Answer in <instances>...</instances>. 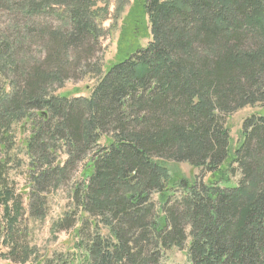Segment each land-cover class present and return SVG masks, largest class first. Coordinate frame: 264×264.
Wrapping results in <instances>:
<instances>
[{
	"label": "trees",
	"instance_id": "16d2710c",
	"mask_svg": "<svg viewBox=\"0 0 264 264\" xmlns=\"http://www.w3.org/2000/svg\"><path fill=\"white\" fill-rule=\"evenodd\" d=\"M114 1L0 0V258L164 264L178 248L191 264H264V114L235 150L226 121L264 110V0ZM118 29L116 61L92 64ZM87 74L88 98L59 94ZM16 150L31 217L70 189L53 226L64 252L40 257L18 197L9 208Z\"/></svg>",
	"mask_w": 264,
	"mask_h": 264
},
{
	"label": "rangeland",
	"instance_id": "374dc122",
	"mask_svg": "<svg viewBox=\"0 0 264 264\" xmlns=\"http://www.w3.org/2000/svg\"><path fill=\"white\" fill-rule=\"evenodd\" d=\"M133 0H131L132 2ZM110 12L111 14L115 11V1L111 0L110 4ZM58 25L57 22L54 23ZM121 25V24H120ZM119 25V28H120ZM112 21H107L103 28L108 30L111 28ZM119 35V29L112 34V36L101 39V48L97 50L96 58L92 61V64H103V69H107L112 63L116 61L117 54V40ZM148 41H142L141 44L146 46ZM40 49L35 48V55ZM33 54H31L32 56ZM98 74H87L83 76V78L76 81H68L65 83V88L59 91V94H66L69 96H75L77 98H88L91 94V91L96 86ZM2 80L5 82L4 76H2ZM264 114V110L259 107L250 108L247 107L242 110H238L236 113L232 114L227 118V127L229 128L230 137H231V145L233 150H235L242 140V126L246 119L250 118L253 115H262ZM13 158L10 159L11 163H14L11 167V171L8 177L9 187L14 194L12 202H10L9 208L13 211V204L15 202V198L18 197V204L21 207V215L19 217V224L21 223L23 227H26L29 231L30 237L27 239L28 244L31 246L30 248H37V252L41 255L40 257L54 254L55 252H64L71 244V237L62 231H55L53 226L55 222L63 217V214L66 212L70 201V196L68 195L70 189L65 187L60 188L57 193L52 194L48 198L47 204V216L42 220H36L30 216L28 210V200L30 190V182L26 177L28 166L23 170H19L16 162L19 160L23 161L25 165H27V157L20 155V151L16 150L13 153ZM19 156V157H16ZM10 163V164H11ZM178 174L184 177H197L200 176V172L195 170L191 166L187 164H181L179 166ZM73 177L72 182L74 181ZM80 182V177L75 178V182ZM0 190L2 188L0 187ZM46 215V212H45ZM4 223V210L0 206V228ZM6 252V249L2 248L0 253ZM30 261V262H29ZM28 261L29 264H35L34 258ZM27 263V264H28ZM0 264H9L5 260L0 258ZM164 264H191L189 259L187 258V251L180 250L178 248L173 249L167 252V256L165 258Z\"/></svg>",
	"mask_w": 264,
	"mask_h": 264
}]
</instances>
